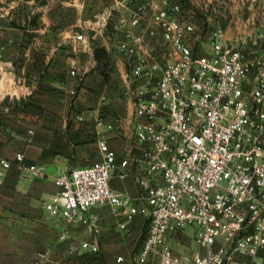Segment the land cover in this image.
Listing matches in <instances>:
<instances>
[{
  "label": "built area",
  "instance_id": "built-area-1",
  "mask_svg": "<svg viewBox=\"0 0 264 264\" xmlns=\"http://www.w3.org/2000/svg\"><path fill=\"white\" fill-rule=\"evenodd\" d=\"M162 1L128 0L129 15L103 21L126 63L137 121L126 155L118 158L101 140L99 159L57 174L59 190L44 207L97 232L94 205L132 207V198L111 179L127 178L137 164L145 171L137 181L147 229L132 261L258 263L264 257V32L251 40L231 39L222 26L196 20L180 2ZM93 39L84 31L75 35L88 48ZM71 74H77L75 67ZM24 159L22 151L2 158L0 183L14 163L27 170ZM187 227L194 228L203 252L173 249L171 236ZM80 247L85 255L97 256L101 249L98 240Z\"/></svg>",
  "mask_w": 264,
  "mask_h": 264
},
{
  "label": "crops",
  "instance_id": "crops-1",
  "mask_svg": "<svg viewBox=\"0 0 264 264\" xmlns=\"http://www.w3.org/2000/svg\"><path fill=\"white\" fill-rule=\"evenodd\" d=\"M60 1L77 8V20L70 26L57 24L54 0H0V30L19 28L14 20L18 22L25 13L43 19L41 24L38 20L33 26L28 23L27 28L40 32L26 43L24 53L35 80L27 86L20 83L18 94L28 103L18 112L10 140H4L0 130V160L13 159L22 151L28 167L24 170L14 163L0 183V264H140L132 257L147 219L140 212L146 202L137 181L145 171L137 164L131 165L127 178L115 174L111 179L114 188L132 198V207L94 205L91 212L97 218V232L89 224L69 223L44 207V201L59 190L57 174L99 159L101 140L123 158L137 125L125 82L126 63L115 50L111 27L103 25L106 18L111 24L129 15L128 0ZM201 8L206 18L189 11L211 28L222 26L231 39L251 40L264 32V0H206ZM76 29L94 37L91 48L75 40ZM155 45L161 46V41L156 39ZM73 67L76 75L71 74ZM121 223L126 226L122 228ZM65 231L67 239L62 238ZM84 240H98L100 253L85 255L80 247ZM193 240L194 228L187 227L172 235L170 243L181 254L174 244ZM69 244L75 245L72 251ZM199 247L188 255L203 252ZM118 256L124 261L118 262ZM244 263L264 264V257L258 263L249 259Z\"/></svg>",
  "mask_w": 264,
  "mask_h": 264
},
{
  "label": "rangeland",
  "instance_id": "rangeland-1",
  "mask_svg": "<svg viewBox=\"0 0 264 264\" xmlns=\"http://www.w3.org/2000/svg\"><path fill=\"white\" fill-rule=\"evenodd\" d=\"M178 1V0H171ZM184 4L185 12L189 10L196 11L197 16L205 17V9L202 10V6L205 8L206 0H200L197 4L195 0H179ZM65 5V4H63ZM60 0H54L53 15H55L58 25L63 27L70 26L76 22L78 13L76 6L68 5L63 6ZM196 7H200L199 10ZM191 13V12H190ZM21 20L17 22L15 18L16 29L0 30V130L3 132L4 140H10L13 133L14 124L17 122L18 112L23 109L28 103V98H24L18 94L19 85L26 83V86L33 83L34 78L30 77L29 71L31 69V62L28 60L24 53H26L28 46L26 43L40 33L36 32L33 28H28V23L31 26L35 21H39L41 24L43 19L40 16L34 14L25 13L20 17ZM1 20V18H0ZM10 22L13 19L9 20ZM20 23V24H18ZM22 24L26 26L23 27ZM21 25V26H19ZM33 29V30H32ZM80 30L76 29L78 33ZM22 34V36H21ZM26 38V39H24ZM23 41H26L22 46ZM45 63H40L43 69ZM19 77H21L19 79ZM20 96V98H19ZM175 248H179L181 254H190L195 250H199L200 247L195 240L190 243H178L174 244Z\"/></svg>",
  "mask_w": 264,
  "mask_h": 264
},
{
  "label": "trees",
  "instance_id": "trees-1",
  "mask_svg": "<svg viewBox=\"0 0 264 264\" xmlns=\"http://www.w3.org/2000/svg\"><path fill=\"white\" fill-rule=\"evenodd\" d=\"M104 64H106V62Z\"/></svg>",
  "mask_w": 264,
  "mask_h": 264
}]
</instances>
